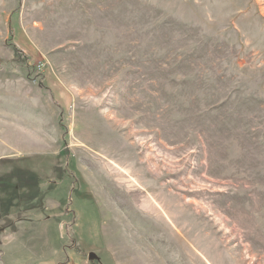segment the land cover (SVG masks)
<instances>
[{
	"label": "rangeland",
	"instance_id": "obj_1",
	"mask_svg": "<svg viewBox=\"0 0 264 264\" xmlns=\"http://www.w3.org/2000/svg\"><path fill=\"white\" fill-rule=\"evenodd\" d=\"M0 264H264V0H0Z\"/></svg>",
	"mask_w": 264,
	"mask_h": 264
}]
</instances>
